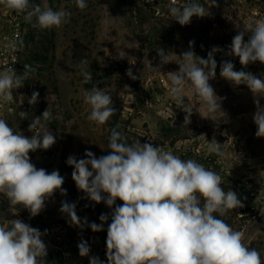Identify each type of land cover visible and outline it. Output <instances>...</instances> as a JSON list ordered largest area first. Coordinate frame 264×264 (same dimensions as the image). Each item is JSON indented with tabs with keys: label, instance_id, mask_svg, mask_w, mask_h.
<instances>
[{
	"label": "rangeland",
	"instance_id": "rangeland-1",
	"mask_svg": "<svg viewBox=\"0 0 264 264\" xmlns=\"http://www.w3.org/2000/svg\"><path fill=\"white\" fill-rule=\"evenodd\" d=\"M192 2L205 4L206 0H177V5ZM86 3L87 7L80 10L75 0H30L32 5H48L53 10L63 7L71 13L69 23L43 30L33 28L23 14L0 6V71L9 68L21 74L25 64L36 69L22 88L13 90V101L0 104V118L14 132L30 138L33 132L29 131V124L51 105L52 119L46 126L56 142L48 150L38 149L29 156L37 169L48 173L58 170L66 190V194L57 190L34 217L25 208L10 206L0 194V219H20L39 229L47 248L45 264H90L91 257L107 264L106 238L111 213L123 202L117 199L110 208L103 201H91L77 189L71 175L74 169L66 161L69 156L86 159V150L97 158L108 155L109 136L116 128L128 144L137 139L142 144L151 143L218 173L224 190L235 191L244 207L230 210L223 217L214 215L243 232L245 245L259 251L264 260V138L255 135L256 105L246 85L236 86L219 75L221 62L231 61L234 70L264 78V64L257 61L245 67L238 57L226 54L238 31L236 24L243 26L250 19L264 16V0H216L217 6L209 9V16H194L184 26L171 19V0ZM12 40L22 42L23 46L17 51L6 49L5 44ZM190 42L191 50L204 59L213 47L221 49L214 55L216 76L209 83L223 100L222 111L210 114L201 109L205 118L194 111L191 123L184 125L185 113L171 99L167 77L168 72L178 71V56L190 50ZM161 48L172 55V63L161 66L157 53ZM121 51L125 55L117 58ZM81 67L91 73L92 81L84 82ZM129 68L136 80L126 74ZM94 85L106 89L116 109L99 126L88 121L90 108L83 101V91ZM34 91L39 97L31 105L28 100ZM187 95L186 91L185 103ZM259 99L264 107V97ZM192 103L196 104L197 99L193 98ZM21 111L27 113V118H21ZM213 139L222 144L223 158L208 153L207 142ZM62 201L75 203L77 216L82 222L86 218L88 224H71L68 215L60 211ZM101 214H106L108 220L103 222V230L93 232L88 225L101 224ZM81 241L90 247L86 257L79 254Z\"/></svg>",
	"mask_w": 264,
	"mask_h": 264
},
{
	"label": "clouds",
	"instance_id": "clouds-1",
	"mask_svg": "<svg viewBox=\"0 0 264 264\" xmlns=\"http://www.w3.org/2000/svg\"><path fill=\"white\" fill-rule=\"evenodd\" d=\"M75 5L80 10L87 7L86 0H75ZM0 6L23 14L27 23L41 30L60 28L69 23L71 17L63 7L53 10L48 5H32L30 0H0ZM213 6H217L216 0L182 6L177 5V0H171L169 14L172 20L184 26L194 16H209ZM236 28L237 34L226 54L238 57L245 67L257 61L264 64V16L250 19L243 26L236 24ZM246 34H249L247 41ZM192 43L189 51L178 56V71L168 72L167 77L169 95L185 113L184 125L191 123L194 111L202 117L201 109L210 114L222 111L223 98L216 95L209 83L216 76L214 55L221 49L213 47L204 59L191 50ZM22 46V42L16 40L5 44V48L12 51ZM157 53L161 66L173 62L172 55L165 49ZM124 55V51L118 52L117 58ZM23 69L21 74L9 68L0 71V104L13 101V90L22 88L36 71L27 64ZM81 74L85 83L92 81L91 73L83 67ZM126 74L137 79L131 68ZM219 75L236 86L246 85L251 91L256 105L255 135L264 138V107L260 106L259 99L264 97V78L249 71L234 70L231 61L221 62ZM38 97L39 93L34 91L28 103L34 105ZM193 98L197 99L196 104L192 103ZM83 101L90 108L88 121L98 126L116 113L112 96L106 89L94 85L84 90ZM50 108L51 105L42 116L33 118L29 124V131L33 132L30 138L14 132L6 120L0 118V194L7 198L10 206L25 208L32 217L45 208L46 200L57 190L66 194L62 188L64 177L59 171L48 173L43 168L37 169L29 156L38 149L48 150L56 142L46 126L52 119ZM19 114L22 119L27 118L26 112ZM108 149L109 154L99 158L86 150V159L69 156L66 161L74 169L71 175L77 189L91 201H103L110 208L117 199L123 202L111 213L106 238L107 264H264L260 252L245 245L243 232L234 230L214 215L223 217L230 210L244 207L235 191L224 190L218 173L195 160H182L151 143L142 144L137 139L128 144L124 134L116 128L111 130ZM207 151L221 158L225 156L222 144L215 139L207 142ZM75 208V203L62 201L60 211L68 215L71 224L83 227L88 221L85 218L82 222ZM99 219L101 224L88 225L93 232L103 230L108 216L101 214ZM42 235L39 229L20 219H0V264H45L47 248ZM78 249L81 257L89 255L86 241H81ZM90 264H103V261L91 257Z\"/></svg>",
	"mask_w": 264,
	"mask_h": 264
},
{
	"label": "trees",
	"instance_id": "trees-1",
	"mask_svg": "<svg viewBox=\"0 0 264 264\" xmlns=\"http://www.w3.org/2000/svg\"><path fill=\"white\" fill-rule=\"evenodd\" d=\"M248 205V204H247Z\"/></svg>",
	"mask_w": 264,
	"mask_h": 264
}]
</instances>
